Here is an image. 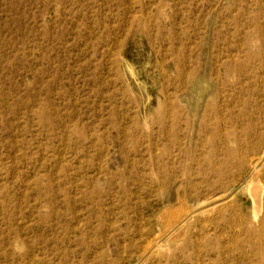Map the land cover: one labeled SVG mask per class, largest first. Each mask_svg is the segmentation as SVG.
Segmentation results:
<instances>
[{"label":"rangeland","instance_id":"obj_1","mask_svg":"<svg viewBox=\"0 0 264 264\" xmlns=\"http://www.w3.org/2000/svg\"><path fill=\"white\" fill-rule=\"evenodd\" d=\"M263 159L264 0H0V264H243Z\"/></svg>","mask_w":264,"mask_h":264},{"label":"bare ground","instance_id":"obj_2","mask_svg":"<svg viewBox=\"0 0 264 264\" xmlns=\"http://www.w3.org/2000/svg\"><path fill=\"white\" fill-rule=\"evenodd\" d=\"M134 76V74H133ZM165 105V104H164ZM168 105V104H167ZM161 123V122H160ZM176 128V127H175ZM169 131V130H168ZM175 140V139H174ZM172 144H176V142L174 141ZM167 156V161L169 160V155L168 153H166ZM264 161V159H263ZM257 164L258 161H255L252 163L251 168L253 171V176L257 177L258 176V169H257ZM166 164L163 163L162 165L159 166V168H161L159 171L161 173H164L166 170ZM251 171V172H252ZM255 183H253V179L250 181L249 185L251 188H253L255 185ZM255 188V197H257L258 193L262 191V187L261 185H257V187ZM260 196L258 201L254 204H256L257 206L260 205ZM207 204V203H206ZM181 209V207H180ZM174 210V209H173ZM171 209H165V211H163L161 217L166 221V224L168 225V227L170 228L173 224H178L181 225L183 224L180 219L185 216L186 214H188L187 211H173ZM182 210V209H181ZM194 214V213H193ZM253 218H256V215L253 213ZM241 220V219H239ZM242 221L245 222V218H242ZM252 226H249L247 228H244V241L245 243L248 245V256L245 254V262L243 264H264V215H262V218L259 220L258 223V228H251ZM147 241V240H146ZM149 245H145V251L147 252H153L156 251L159 246H160V242H155L153 244L148 243ZM220 248L219 243H216V251H218V249ZM255 258L257 262L253 263L252 259Z\"/></svg>","mask_w":264,"mask_h":264}]
</instances>
